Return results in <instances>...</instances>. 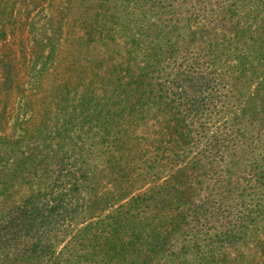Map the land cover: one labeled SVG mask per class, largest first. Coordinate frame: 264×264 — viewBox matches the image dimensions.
<instances>
[{"label": "trees", "instance_id": "16d2710c", "mask_svg": "<svg viewBox=\"0 0 264 264\" xmlns=\"http://www.w3.org/2000/svg\"><path fill=\"white\" fill-rule=\"evenodd\" d=\"M118 1L128 8L113 23L124 42L110 40L106 60L94 54L75 68L77 57L56 47L64 76L50 96L46 68L30 77L19 68L0 83V96L26 95L23 111L37 109L0 168V264H264V82L250 88L264 73V38L253 36L264 0ZM98 28L81 13L67 33L93 39L73 33L67 47L88 56ZM75 77L90 78L84 96L63 82ZM102 90L118 99L94 104ZM57 96L62 105L49 101ZM150 112L157 126L144 130L139 159L90 165L95 129L115 137L119 154L130 131L116 121Z\"/></svg>", "mask_w": 264, "mask_h": 264}, {"label": "rangeland", "instance_id": "374dc122", "mask_svg": "<svg viewBox=\"0 0 264 264\" xmlns=\"http://www.w3.org/2000/svg\"><path fill=\"white\" fill-rule=\"evenodd\" d=\"M188 5L189 1L186 2V6ZM127 12L128 8L121 5L118 0H0V83H4V75H12V73H15L19 68L22 69L21 74L26 77H30L34 71L38 73L41 71V68H46L48 69V72L42 74V78L44 80L43 86L49 90L48 96H50V91L53 89L55 90L54 84L64 76L58 74L59 77H57L56 75L59 73V70L56 67V58L59 55H57L56 52L62 51V56L66 57V60L77 57L80 62L77 63L75 68H79L83 64L85 58H91L94 54L98 56L97 59H99L103 54V58L106 60V56H110L113 50L112 41L114 39H119L121 36L118 26L113 27V23H115L118 18H121V21L124 22L126 18H123V16ZM81 13H84L87 16V24L92 23L95 20H98L99 24L98 31L96 32L97 39L99 40L97 49L92 43L91 48H95L96 50L89 49V55H86L84 58H82L81 55H78V53L85 50H81L76 47H67L69 45V36L73 33L78 34L83 40L88 39L85 35H83L84 32H80L76 29L71 34L67 33L70 32L68 30L70 22L80 16ZM100 13L103 17H97ZM252 20L253 19L251 18H243L244 22ZM149 23H153V21H149ZM184 24L185 22H182L178 26L176 32L180 31ZM263 27L264 18L259 19L254 24L255 32L253 33V36L257 35L254 39L258 40L264 38L263 34L258 33ZM61 28L62 31L60 30ZM189 28L190 30H194L195 25L185 28L183 32L187 33ZM152 29L159 31L160 27L158 25H153ZM46 38H49V40H46ZM58 39L61 40V48L59 47V43L57 45ZM90 39H93V37L88 40ZM116 42L122 44L124 40L119 39ZM151 54H154V50H150L147 54H144V56ZM112 57L114 60L117 59V56ZM54 62L55 64L52 65ZM58 64L62 65L60 61ZM110 65L113 67L112 64ZM111 67H108L109 70H111ZM63 82L66 83L67 88L69 87L72 90L70 91V94L78 95L75 97H79V95L84 96L92 89L89 77H75L69 80L64 78ZM262 82H264V73L261 80L258 79L252 83L250 87L251 92H255L258 84H261ZM13 84H15V81L7 84V87L12 86ZM26 86L28 88V84H26ZM0 93L1 95H5V91H0ZM56 94L57 92H54V95ZM0 97L2 99L0 103V115H2L4 119V124L0 126V139H2L0 142L1 168L4 164H6V162H8V159L13 156V153L18 150V147H16L13 143H15L17 136L20 135L19 131L21 130V127L27 125L26 121L29 120L30 117H37V115H34L36 114L35 112L37 109L29 107V111H23L25 105H31V102L26 95L18 97L14 94L10 97V99L6 96ZM115 97L116 96L111 93L110 90H102L101 92H97L96 96L93 97V103L109 104ZM119 98H124V95ZM60 99L61 97L57 96L56 101L52 98L49 99V101L52 103L55 102V105L59 106L60 104L62 105V103H60ZM116 99L118 98H115V100ZM67 110L69 111L70 108ZM123 114H129V112L125 111L124 113L119 114L117 118H121ZM154 114L155 112L141 114V116H137L138 118L133 122H130V115L128 120H125L127 117H122V121H116L117 126L121 130V134H123L126 129L130 131V136L123 134V136L119 138V140H121L118 142V146L121 147V149L118 150V152H121L119 154L114 153L113 151L114 142L112 139L115 140V137L103 140L105 133L103 131L96 130L94 127V142L97 145L98 150L93 151L92 159H89V162H91L90 165L94 167L96 161L101 162L100 160H114V157L117 158L116 160H122V155L124 158L123 160L130 159L132 157L139 159L141 157V146L143 144L141 138L143 137L144 130H155L157 126V124L151 121ZM50 117L52 118V116ZM91 123L93 124V122ZM95 124L97 126V122ZM219 125L216 127H219ZM209 129L214 131L212 128ZM48 133H50V131H48ZM54 142L56 143L55 140ZM130 148L136 149V153H131ZM129 168H132L131 164L128 169ZM53 169L57 171V169L51 168L50 172H52ZM129 172L130 169L127 174H129ZM85 173L91 174V171L85 169ZM166 179L167 178L163 175L159 184H162ZM151 187L152 185L144 187L140 190L132 189V196L145 192ZM125 202L123 201L121 204H124ZM113 208L115 209L116 206ZM108 210L110 211V209ZM61 247V245L58 246L56 249L57 252L60 251Z\"/></svg>", "mask_w": 264, "mask_h": 264}]
</instances>
